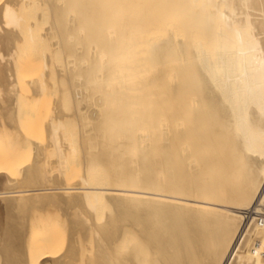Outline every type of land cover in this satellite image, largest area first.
Here are the masks:
<instances>
[{
	"label": "bare ground",
	"instance_id": "bare-ground-1",
	"mask_svg": "<svg viewBox=\"0 0 264 264\" xmlns=\"http://www.w3.org/2000/svg\"><path fill=\"white\" fill-rule=\"evenodd\" d=\"M42 1L45 2L43 10L46 13L50 11L51 19L49 20L51 26L49 25V29H46L45 32L43 27H47V24L41 26L43 31L35 26L38 22L35 25H33L34 22H31V25L30 22L25 24L27 18L24 19V15L28 19L30 17L26 13L27 11L25 13L23 11L36 5L35 0H4V2H0V44L8 47L7 50H11L14 42L19 40L18 36L22 35L19 32L24 31L23 25L25 28L27 27L25 31L27 33L28 30L29 34L25 38L22 37L23 35L21 36L28 41L24 40V43H29V39L32 43L34 40L36 42L43 32L45 34H42L41 41H45L48 39L47 36L55 34L57 41L53 45H67L66 49L75 52L76 57H79L81 61L88 60V64L87 61L85 64L83 61L78 64L74 59L73 64L77 63L78 71L76 65H71V68L74 67L73 69L77 73L67 79L70 85V97L72 96L76 104L81 101V106H77L75 111L79 125L82 127L86 124V120L88 122V119L93 117L95 126L103 127V131L104 127H128L129 130L131 127L134 131V127H150L154 129L155 134L152 137V132L149 133L146 138L152 137V139L148 138L149 142L135 148V151L139 152L140 150L143 154L141 158H137L138 160L135 158L136 160L118 162L124 152H127L129 146L133 145L132 143L127 146V141L126 147L118 150V153L112 158L117 162H110L111 151L102 157V161L107 165L116 163L115 165L124 168V172L119 173V179L124 177L132 185L134 179L136 181L137 178H142L138 183L141 186H138L144 188V191L134 190L133 187L128 189V184L124 186L127 189L102 187L99 185L100 181L92 179L97 184L90 186L91 183H89L86 173L81 178L84 186L79 181L75 185L69 186V183L64 185L63 181L61 183L59 180H53V177H48L50 173L47 169L48 175L46 174L45 181L51 184L47 183L48 185H46L45 182V185L44 183L42 185L40 180L38 181L39 177L36 172H39L38 167L41 169L40 166L43 163H40L39 166L38 160L42 159L43 154L41 153L45 152L47 146L46 148L43 146L45 150L40 149L36 142L34 145L35 148L37 147L36 150L44 152H35L42 155L35 161L38 167L36 168L35 163L31 162L32 168L26 165V168L29 169L24 171V179L21 178V180L24 181L25 186L28 183L30 185L38 184L41 187L26 189L24 186V189L17 190L22 185L20 184L17 185L18 188L15 187L16 190L14 187L10 189L11 186L7 188L6 186L10 185L11 180V185H14L13 182L16 180L13 181L10 178L9 165L0 163V200L5 202V205H2L0 201V262L2 261V264H66V259L63 256V259L59 257L60 254H56V250H53L56 237L52 235L55 239L53 240L49 233H46L47 227L43 228V223L44 226L48 224L45 225V222L40 224L44 220L50 222L48 218L51 219L52 216L42 215L44 219H41V216V218L34 216L33 212L37 211L35 208L37 202H40V206L37 204L38 210L41 209L40 207L50 206L51 208L52 205L56 206L57 204L61 205L59 210L62 205H67V209L70 206L71 210L72 206L75 209L76 206H80L81 210H76L78 213L82 212L84 208V210L89 208L88 210L93 212L94 218L99 210L97 204L101 202L100 197L103 196L105 200L109 201L108 204L113 206L114 214H116L115 220L109 221L111 224L99 231L103 235H101L102 238L99 237V233H95L96 238L99 239L97 242L99 244L100 241L103 242L99 246L103 252L98 251L99 257L104 254L105 260L103 257L98 258L103 260V263L264 264V256L261 254L264 251V228L258 226L253 213L256 208L261 207L264 210V0ZM42 1L38 0L39 3ZM45 7L49 11H45ZM36 10L38 9L36 8ZM40 12L42 11L40 10ZM75 14L79 15L77 21L72 22L71 25L68 22L62 24L63 20L66 22L74 19ZM39 19L41 20L42 17ZM37 25L39 26V23ZM37 29L42 33L40 36L36 35L35 39V34L38 33L35 31ZM84 29L87 31L82 35ZM55 35L52 36L55 37ZM80 35L84 40L82 39L78 45L77 41ZM53 37L51 40H54ZM23 42L15 44L20 45ZM21 49L19 48L20 51H22ZM14 51L16 50L14 49ZM14 51H12L13 54L11 53L13 56L7 57L6 55V58L11 60L12 57H15ZM6 52L9 53V51ZM19 55L22 57L21 53ZM73 56L75 58L74 54ZM28 58L27 56L26 60ZM69 58L70 56L67 57V59ZM21 59L25 60L23 57ZM17 60L19 61V59ZM48 62L49 60H46V63ZM53 62H55L54 59ZM53 62L50 59V64ZM10 63L14 64L11 61ZM41 63L43 66L42 60ZM46 63L44 62V64ZM48 64H46L47 67L50 66ZM61 64L63 65V63ZM28 66L31 67L32 64L31 66L28 64ZM69 66L63 65L66 67L63 70L70 73ZM58 67H55V73L62 75L64 71L60 68L57 71ZM27 70H21V74L17 71L18 75L26 77L25 75L31 74L27 73ZM48 72L50 73V71ZM7 75L0 71V88L8 96L7 100L4 99L8 104L6 108L8 112L4 118L9 116V123L11 124L12 121L11 126H13L9 127L15 132H12V137H9L10 139L16 137V140H9L11 144L14 143V146L15 141L21 139L20 132H23L19 127L24 129L26 125L25 131L28 130L30 124L34 126L33 117L31 116V118L30 114L27 115L24 111L26 104L22 105L21 103L22 97L24 98L22 95L25 93L21 89L28 94L29 92L33 93V97L36 96L37 99L44 100L46 97L44 93L51 87L50 85L46 86L47 81H44L46 76L44 80H39L37 77L33 78L36 79L33 81L31 78L33 88L28 92L25 84L30 83L31 80L22 81L21 83H24L22 87L20 78L17 79L18 76H15L16 81L14 78L9 79L10 75ZM26 79L24 78V80ZM63 79L66 82L65 78ZM55 80L58 82L59 79L55 78ZM29 86L31 87V85ZM2 92L1 94H3ZM59 92L63 96L66 93L62 90ZM67 95L69 93H66ZM61 98L63 97L61 96ZM65 99L67 98L65 97ZM51 101H53V97ZM3 102L2 106L5 104ZM26 102L27 100H25ZM26 108L29 109L28 106ZM31 108L36 109V106ZM42 108L40 111L43 116ZM49 109L52 112V109ZM55 112H52L54 116ZM59 114L58 120H54L56 125L52 124L53 126L50 127V124L49 132H47L50 135V142L52 141L53 147L56 146L58 151L62 147V145L59 146L62 137L58 140V135L61 134L60 129L65 127L64 118L67 117L64 112L62 115L60 112ZM23 116H27L24 118L29 119V121L26 120L28 125L25 124ZM41 119L42 117L39 116L40 123ZM67 119L70 117L68 116ZM71 119L70 121H73L72 116ZM2 121L3 123L0 120V126L3 124L4 127L6 122ZM22 123L25 125L22 126ZM35 124H37L36 121ZM45 124L48 123L45 122ZM87 124V126L90 125ZM34 129L31 131L35 132ZM140 130L141 128H138L136 131L140 132ZM148 130L146 131L148 132ZM2 132H0L2 134H0L2 137L0 142L9 138L7 133L4 140ZM28 132L30 133V130ZM28 132L23 133L28 136L33 134L36 136L35 133L29 134ZM137 134L138 132L135 133V135ZM143 136L140 137V142L141 139H144ZM128 137L130 136L128 135ZM21 141L23 140L21 139ZM50 142L48 141V145ZM85 142L87 145L86 140ZM1 144L3 145V142ZM32 144L34 143H30V147L28 146L30 153L33 150ZM65 145L67 146L66 142ZM64 146L63 149H65ZM2 147L4 148V145ZM15 147L16 145L13 149ZM132 147L130 152L132 150L134 154L135 146ZM7 148L9 149V145ZM17 148H21V146ZM35 148L34 151H36ZM15 151L22 153L17 149L13 150V152ZM64 153L60 156L59 169L67 167L68 160H71V156L68 158ZM31 154L33 155V153ZM51 154L48 156L49 159ZM54 154L53 156H55ZM67 155L69 154L67 153ZM46 156L44 155V157ZM138 156L140 155L138 154ZM16 157L21 159L20 154ZM47 161L45 160V162ZM9 162L13 164L14 161ZM95 163L94 165H100ZM49 170L51 171V168ZM89 171L91 172L92 169ZM43 174L44 172L41 175ZM31 192H38L35 194L37 197H31ZM33 203L35 207H31ZM28 206L35 210L30 211ZM56 207L58 208V206ZM22 208L25 210L28 208V211L25 212ZM70 209H68V214H71ZM62 210L60 212L64 215ZM39 211L38 214H41ZM51 212L52 210L47 213ZM88 212L86 211L87 214ZM52 213L54 214V212ZM86 213L83 214L87 219ZM55 214L57 216L59 213ZM75 215V220H78V215ZM92 215L88 214V220L92 218ZM81 216L78 218H83ZM32 217H36V220ZM69 217L71 218L70 215ZM74 217L71 220H74ZM86 219L82 220L86 222ZM83 221L82 223L78 221L80 223L78 229L76 223L75 227L72 223L74 228H71L69 219V228L72 229L69 231L70 234L74 230H77L78 234L83 233L84 231H80L83 228L82 224H85V227L88 226V221L87 224ZM50 223H53L54 227L56 224L58 226V222H54V219ZM31 225L33 229L30 227ZM51 227L52 224L48 230L51 231ZM54 227H52V231H54ZM89 227L91 230V225L87 227L88 230ZM98 228L95 226L94 230ZM48 230L47 232H49ZM55 232L58 233L57 230ZM92 233L94 234L91 230V236ZM70 234L68 235L70 236ZM44 235H49V237L44 239ZM55 235L58 236V234ZM70 240H73V236ZM57 241L59 240L57 239ZM248 242L250 244L247 247ZM70 243L72 245L71 241ZM73 244L75 245L74 240ZM75 247L78 248V244ZM75 247L67 249L69 257L73 256ZM120 247L122 251H120ZM118 253L121 254L120 258Z\"/></svg>",
	"mask_w": 264,
	"mask_h": 264
},
{
	"label": "rangeland",
	"instance_id": "rangeland-1",
	"mask_svg": "<svg viewBox=\"0 0 264 264\" xmlns=\"http://www.w3.org/2000/svg\"><path fill=\"white\" fill-rule=\"evenodd\" d=\"M6 1V0H5ZM42 1V0H41ZM40 0H39V2H41ZM1 3L2 2H4V0H2V1H0ZM35 2H37L36 3V5H32L31 7H29L30 8V10H29V8L28 9H26L25 11H23L24 13L26 12L27 14H29V19H28V17H26V15H24V13H22V15H24V19L25 18H27V19H25V20H27L26 21V23L25 24H29V22H30V25H31V22H34V24L33 25H35L36 24V22H38L39 23V26L36 24L35 26L36 27H38V28H40V30H42L43 31V29H44V32L46 31V29H49V27L51 26V22L49 21V20H51L50 19V11L48 10V9H46V7H47V5H46V7H45V11L46 10H48L49 12H44V1H42V3H39L38 2V0H35ZM0 3V4H1ZM40 6H39V5ZM36 8L38 9V10H36ZM48 8V7H47ZM36 10V11H35ZM40 10L42 11V12H40ZM31 11H33V12H31ZM35 11V12H34ZM31 12V13H30ZM43 12H44V14H43ZM37 13V14H36ZM49 13V14H48ZM32 14H34V15H32ZM42 14V15H41ZM35 16V17H31V16ZM39 15V16H38ZM41 15V16H40ZM42 17V19L40 20L39 18H41ZM48 17H49V19H48ZM38 18V19H37ZM32 19V20H31ZM79 19V15L78 14H75V16H74V19H70V21H66V22H64V20L62 21V24L64 23V24H67V22H68V24L69 25H71V24H73L74 23V21H77ZM29 20H31V21H29ZM44 22V23H43ZM47 22H50L49 24L47 23ZM73 22V23H72ZM41 23V24H40ZM24 24V23H23ZM47 24V27H43V26H45ZM63 24V25H64ZM50 25V26H49ZM34 26V27H35ZM41 26L43 27V29H41ZM22 27H24V28H22V29H24V31L22 30V32H19V31H16V32H19V34H22L21 36L22 37H26V35H28L29 36V34H28V30H27V33H26V29H27V27L25 28V25H23ZM19 30V29H18ZM36 32H38V29L37 30H35ZM87 31V29H84V30H82V35L85 33ZM43 32V33H44ZM40 33H42L41 31H39L37 34H35V39H36V35H38V36H40ZM42 33V34H43ZM18 34V35H19ZM42 34H41V36H42ZM45 34V33H44ZM52 35H55V34H52ZM52 35H50V37L49 36H47V38L49 39V41H47V40H45V41H41L40 40V38H42L41 36L39 37V39L37 40L36 39V42H34L33 41V43L32 42H30V39H29V43H31L30 45H29V43H24L26 40L25 39H23V38H21V36L19 35L18 36V38H19V40L18 41H16L17 43H20V42H23L24 40V42L23 43H21L20 45H22V46H20V45H16L17 43L16 42H14V44H13V48L10 50H7L8 49V47H6V46H4V45H2V44H0V61L2 60V62H0V71H3L4 73H6V75L7 74H9L10 75V77H8L9 79H13L14 78V80L16 79L15 78V76H18L17 77V79L19 80V78H20V83L23 81V82H27V81H29V80H31V78L33 79V78H37L38 77V79L39 80H44V78H45V76L47 77L46 78V80H44V81H47V85L46 86H48L49 87V85H50V87L51 88H49L47 91H46V93H44V95L46 96H44L45 97V99L43 100V99H37V97L35 96V97H33V93H30L29 92V90H32V88H33V81H36V79L34 80L33 79V81L31 80L30 81V83H26L25 84V86H26V90L29 92V94L25 91V90H23V89H21V91H23V92H25V93H23V95L22 96H24V98L22 97V100H21V103H22V105L23 104H26V105H24L25 106V108H24V111H26V114L28 115V114H30V117L32 116L33 117V122H34V126L33 125H29L28 126V130H30V133L28 132V130H25L24 131V129L26 128L27 129V127H26V125L25 124H27L28 125V123H27V121L26 120H28L29 121V119L27 118V119H25L27 116H23V119H24V121H26V123L25 124H23L22 123V126L23 125H25V127H24V129H23V127L21 128V127H19L23 132H28L29 134H33V133H35V135L36 136H28V134H24L23 132H20L21 133V135H19V136H21L20 138L23 140V141H25L26 142V140H28V141H30V142H26V143H24L23 141H21V139H19V141L17 140V141H15V145H16V147H15V149H17V150H19L20 152H22V153H24V154H22V153H19V152H13V150H15V149H13V147L15 146H13V144L14 143H10V140L11 139H13V138H11L10 139V137L9 136H11L12 134V132H15L11 127L13 126H11V124H12V121H11V124L9 123V116H5L6 118H4V115H7L6 113L8 112V110H6V108H7V106H8V104L5 102V98H6V100L8 99L7 97V94L5 95V93L4 92H2L1 91V89L2 88H0V91L3 93V94H1V92H0V103H1V105H0V108H1V112H0V120H1V122L3 123V121L2 120H4L6 123L8 122V125L6 126V123L4 124V127H3V124H2V126H0V132L1 131H3L2 133H3V138H4V140H5V137L7 136V137H9L8 138V140L6 139V141H2L3 142V145H4V148L2 147L3 145L1 144L0 145V163L2 164H6V165H9V167H10V174L12 175H10V178L11 179H13V181H15V182H13V184L14 185H11L12 183V180H11V182H10V185H8V186H6L7 188L8 187H10V189H13V187L15 188V187H17V185L19 186L20 184H22V185H20V188H15L14 190H20V189H24V186H25V183H24V181L23 180H21V178H23L24 179V173L29 169H27L26 167L27 166H30V168H32V166L30 165L31 163H35V167L37 168L38 166V164H37V162H35V161H37L42 155L41 154H43V157H41L42 159H43V161H42V159L40 160H38V163H39V166H40V163H43L40 167H41V169H39V167H38V171L39 172H36L37 174V176L39 177V179H38V181L43 185V183H44V185H45V179H46V177H47V175H48V173H50V175H52V176H50V175H48V177H53V180H59V182H61L62 183V181H63V183H64V185H68V184H66V183H69L70 185L69 186H71L72 184H77L78 183V181H79V183L81 182V184L83 185V183H82V177H83V175H86L87 174V179H88V181H89V183H91L90 184V186H95L97 183H96V181L94 182V181H92V180H97V182L98 181H100V183H99V185L100 186H102V187H110V188H126V187H124L125 185L127 186V184H128V186H127V188L128 189H132V187H133V189L134 190H142V191H144V188H142V187H140L139 188V186H141V185H139L138 183H139V179H140V177L139 178H137L136 179V181H135V179H134V181H132V185H131V183H128L127 182V180L123 177V178H121V179H119V173H122V172H124V168L123 167H121V166H117V165H115L116 163H113V164H106L105 162H103L102 161V157L105 155V154H107V153H110L109 151H111V154H110V156H111V159H110V162H117L116 160H114V159H112L117 153H118V150H121V149H123V148H125L126 147V141H127V146H129V145H132V143H133V145L132 146H135L134 147V154H133V147L132 146H129V152H128V149H127V152H124V154L122 155V157L118 160V162L119 163H122V162H124V161H126V160H136L137 158L139 159V158H141V156H143V154H141L142 153V151L140 152V150H139V152H138V150H136L135 151V148L137 149V146L138 147H141V144H142V146H143V144L144 143H147V142H149L148 141V138H150V140L152 139V137H153V134H155V131H154V129H152V128H150V127H134L133 129H135V131L136 130H138V128H141V130H140V132L139 131H134V130H132V128L130 127V130H129V128L128 127H104L105 129H104V131L102 130V128L103 127H96L95 126V124L93 123V117H91L90 119H88V122H87V120L85 121V125H82V127L79 125L80 123H79V119H78V117L77 116H75V111H76V109L79 107V106H81V101L78 103L77 102V104L73 101V98H72V96L70 97V85L68 84V78H70V76H73L74 74L76 75V70L75 69H73L74 67H72L71 68V65L72 66H75L76 65V69H77V71H78V67L79 66H77V63L79 62L80 64L82 63V61H81V59L79 58V57H76V54H75V52L73 53L72 51H69V49H66V48H68L67 47V45H60V46H58V44H56V45H53V44H55V42L57 41V37H56V35H55V37H53ZM82 35H80L79 37H78V41H77V44L79 43H81L82 42V39H83V37H82ZM44 36V35H43ZM54 38V40H51L52 39V37ZM21 39H23V40H21ZM27 39V38H26ZM84 40V39H83ZM39 41V42H38ZM53 41V42H52ZM26 42H28V41H26ZM52 42V43H51ZM16 43V44H15ZM42 44V45H41ZM78 44V45H79ZM36 45V46H35ZM41 45V47H39ZM53 47H52V46ZM2 46V47H1ZM18 46V47H17ZM21 47H22V49H21ZM49 47V48H48ZM56 47V48H55ZM2 48V49H1ZM4 48V49H3ZM19 48L22 50V51H20L19 50ZM32 48V49H31ZM58 48H60V49H58ZM14 49L16 50V51H20L19 53L18 52H16V51H14ZM32 51H31V50ZM63 49H64V51H63ZM26 50H28L27 52H25ZM50 50H51V52H50ZM6 51H9V53L8 52H6ZM12 51H14L15 52V54H14V56L15 57H12L11 58V60H10V58H6V55H7V57H11V56H13L12 54ZM41 51V52H40ZM47 51V52H46ZM62 51V52H61ZM67 51V52H66ZM23 52H25V54H23ZM66 52V53H65ZM12 53V54H11ZM21 53V56L25 59V60H22L21 58L22 57H19L20 54ZM50 53V54H49ZM70 53V54H69ZM72 53V54H71ZM9 54H11V55H9ZM29 54H31L30 56H32L31 57V59H30V56H29ZM67 54V55H66ZM73 54L75 55V58H74V56H73ZM2 55H4V56H2ZM17 55V56H16ZM44 55V56H43ZM51 55V56H50ZM53 55H54V57H53ZM66 55V56H65ZM27 56L29 57L28 58V60H26L27 59ZM46 56V57H45ZM70 56V60L69 59H67V57H69ZM4 57V59H2ZM13 58H15L14 60H13ZM42 58V59H41ZM17 59H19V61L17 60ZM50 59H51V62H53V59L55 60V62H53V63H51L50 64ZM74 59L77 61V63L75 62V65L73 64L74 63ZM40 60V61H39ZM41 60H42V62H43V66L41 65L42 63H41ZM44 60V61H43ZM46 60H49V64H50V66H46V64H48V63H46ZM10 61L12 62V63H14V64H11L10 63ZM58 61V62H57ZM64 61V62H63ZM67 63H66V62ZM72 61V62H71ZM87 61V64H88V60H86ZM86 61H83V64H85L86 63ZM7 64H5V63ZM44 62L46 63V64H44ZM63 63V65L64 66H69V64H70V66H69V69H70V73H68V72H66V71H64L63 69H66V67H63V65L61 64V63ZM9 63V64H8ZM27 63V64H26ZM65 63V64H64ZM69 63V64H68ZM78 63V64H79ZM11 64V65H10ZM20 64H23L24 66H22V65H20ZM28 64L31 66V64H32V68L31 67H29L28 66ZM48 64V65H49ZM86 64V65H87ZM17 65V66H16ZM10 66V67H9ZM16 66V67H15ZM46 66V67H45ZM52 66V67H51ZM59 66V67H58ZM15 67V68H14ZM28 68V70H27V68ZM49 67H51L50 69H49ZM55 67H58L57 68V71H59V68L61 69V70H63L64 71V73L66 74H64V73H62V75H57L56 73H55ZM8 68H10L9 69V71H7L8 70ZM17 68H19V69H17ZM17 69V70H16ZM23 69L26 71L27 70V73L28 72H30L31 74H27V75H25L26 77H24V75H18V72L17 71H19L20 73L19 74H21V70L23 71ZM46 69V70H45ZM75 70V71H74ZM25 71H24V73H25ZM48 71H50V73L48 72ZM56 71V72H57ZM10 72V73H9ZM15 72H16V75H15ZM44 72H45V74H44ZM48 72V73H47ZM55 73V74H54ZM73 73V74H72ZM43 74V75H42ZM49 74H50V76H49ZM9 75H7V76H9ZM48 75V76H47ZM57 75V76H56ZM66 76V77H64V76ZM41 76H42V79H41ZM53 76V77H52ZM49 77V78H48ZM58 77V78H57ZM65 78V80H66V82L64 81V79L63 78ZM24 78L26 79V80H24ZM55 78L58 80H60L61 78V80L59 81L58 80V82L55 80ZM79 78V77H78ZM17 79H16V81H17ZM37 79V80H38ZM65 82H63V81ZM49 81H51L52 83H50ZM64 84H63V83ZM62 83V84H61ZM24 85V83H21L20 84V86L21 85ZM55 84V85H54ZM59 84V85H58ZM23 85H22V87H23ZM27 85H28V88H27ZM29 85H31V87L29 86ZM52 86H53V88H52ZM55 86V87H54ZM47 87V88H48ZM69 87V88H68ZM66 88V89H65ZM25 89V88H24ZM54 89V90H53ZM67 89H69V91H67ZM62 90V92L64 91V93L66 92L67 94L69 93V95H67L66 96V93H65V95L63 96V94L61 93V92H59V91H61ZM20 91V90H19ZM20 91V92H21ZM58 93H57V92ZM32 92V91H31ZM56 93V94H55ZM58 94V95H57ZM50 95V96H49ZM55 95H56V97H55ZM2 96H3V99H2ZM61 96L63 97V98H61ZM43 97V98H44ZM53 97V101H51V98ZM59 97V98H58ZM65 97L67 98V99H65ZM71 99V101H70V99ZM23 99H25V100H27V102L28 101H30L29 103H25V100H24V102H23ZM48 101H47V100ZM49 99H50V102H49ZM60 99V101L58 102V100ZM65 100L64 102H63V100ZM40 100V101H39ZM42 100H43V103H42ZM55 100V101H54ZM62 100V101H61ZM3 103H5V104H7V105H5L4 104V106H2V102ZM38 101H39V103H38ZM45 101H47V102H45ZM56 101H57V104H56ZM40 103H41V105H40ZM49 103V104H48ZM64 103V104H63ZM33 104V105H32ZM35 104V105H34ZM51 104V105H50ZM54 104V105H53ZM63 104V105H62ZM56 105V106H55ZM61 105H62V107H63V110H62V107H61ZM26 106H28V108L29 109H27L26 108ZM32 106H36V109H33V108H31ZM42 106H43V108H45L44 109V111H43V108H42ZM53 106H54V108H53ZM78 106V107H77ZM42 108V114H43V116L41 115V109L40 108ZM47 108V109H46ZM49 108H51L52 109V112L53 111H56L54 114H55V116L53 115V113L52 112H50L51 110L49 109ZM9 109V108H8ZM56 109V110H55ZM61 109V110H60ZM4 110H6L5 112H4ZM57 110H59L58 112H57ZM37 112H38V114H37ZM59 112L61 113V115H62V113L64 112L65 113V115L68 117H70V119H71V116H72V118H73V121H70V119H67V117L66 118H64L65 116L63 115V118H64V124H65V127H62L60 130V132H61V134H60V132H59V134L60 135H58L59 136V139L58 140H60V138H61V143L59 144V146H61L62 145V147L65 145V142H66V144H67V146L65 145L64 146V148L65 149H63L62 147H60L61 149H60V151H58L57 150V148H56V146H55V144H54V146L55 147H53V143H52V141L50 142V135H48V133L47 132H49V130L48 129H50V127H52L55 123H54V120H58V118L60 117V114H59ZM73 114H72V113ZM22 113H23V111H22ZM59 114V116H58V114ZM50 114H51V116H53V117H51L50 116ZM21 116H22V114H21ZM39 116L40 117H42V119H41V123H40V120H38L39 119ZM25 117V118H24ZM31 117V118H32ZM62 117V116H61ZM36 118H38V119H36ZM51 118V119H50ZM62 118V119H63ZM50 119V120H49ZM36 121V123L37 124H35V121ZM44 120V121H43ZM72 120V119H71ZM31 121V120H30ZM50 121V122H49ZM53 123H52V122ZM63 121V120H62ZM78 121V122H77ZM45 122L46 123H48V124H45ZM56 122V121H55ZM38 123H39V125H38ZM44 123V124H43ZM57 123V122H56ZM87 123H89L90 125L89 126H87L88 124ZM51 124V125H50ZM53 124V125H52ZM69 125V127H68V125ZM1 125V124H0ZM37 125V126H36ZM49 125H50V127H49ZM56 125V124H55ZM76 125H77V127H76ZM92 125V126H91ZM6 126V127H5ZM9 126H11V127H9ZM31 126H33V127H31ZM39 126V127H38ZM94 126V127H93ZM15 127V126H14ZM17 127V126H16ZM29 127H31L32 129H34V131L35 132H33V131H31L32 129L31 128H29ZM181 127H185V126H181ZM4 128V129H3ZM6 128H7V130H6ZM3 129V130H2ZM45 129V130H44ZM67 129V130H66ZM92 129V130H91ZM148 129H151V130H148ZM5 130H6V134H5ZM13 130V131H12ZM20 130V131H21ZM93 130H94V133H93ZM132 130V131H131ZM146 130H148V132L146 131ZM153 130V131H152ZM81 131H82V133H81ZM85 131H86V133H85ZM76 132V133H75ZM96 132V133H95ZM138 132V136L137 135H135V133H137ZM151 132H152V137H148V138H146V136L147 135H149V133L151 134ZM140 133H141V136H143L144 137V139H141V142H140ZM1 134V133H0ZM72 134V135H71ZM114 135L113 137L112 136H110V135ZM132 134H134L135 136H137V137H135V136H131ZM146 134V135H145ZM2 135V134H1ZM0 135V136H1ZM6 135V136H5ZM18 135H17V137H18ZM85 135V136H84ZM98 135V136H97ZM100 135V136H99ZM130 136V137H128L127 138V136ZM83 136V137H82ZM87 136V137H86ZM118 136H120V137H118ZM126 136V137H125ZM12 137V136H11ZM29 137V138H28ZM122 137V138H121ZM123 137H124V139H125V141H123L124 139H123ZM132 137V138H131ZM138 137H139V139H138ZM33 138V139H32ZM80 138V139H79ZM136 138H137V140H136ZM142 138V137H141ZM1 139H2V137H0V141H1ZM10 139V140H9ZM30 139V140H29ZM37 139V140H36ZM49 139V140H48ZM84 139V140H83ZM99 139V140H98ZM113 139V140H112ZM119 139H120V142H119ZM127 139V140H126ZM132 139H135V140H133L132 141ZM13 140H16V137H14V139ZM50 142L49 143V145H48V141ZM85 140L87 141V145H86V142H85ZM90 140H92V141H90ZM8 141V142H7ZM12 141V140H11ZM73 141H74V143H73ZM81 141V142H80ZM121 141L123 142L122 144H121ZM145 141V142H144ZM2 142H0V143H2ZM7 142V143H6ZM35 142L37 143V145H38V148H39V146H40V149L41 148H43V146H44V148H46V146H47V148H46V150L43 148V150H45V152L44 151H42V150H40V151H37L36 150V148L34 147V145H36L35 144ZM41 143V145H40V143ZM69 142V143H68ZM90 142V143H89ZM129 142V143H128ZM150 142H152V141H150ZM22 143V144H21ZM30 143H34V144H32V147L31 148H33V150H32V152L31 153H33V155L30 153V150L28 149V146L30 147ZM44 143V144H43ZM72 143V144H71ZM51 144V145H50ZM84 144V145H83ZM96 144V145H95ZM124 144V145H123ZM8 145H9V149L7 148L8 147ZM21 146V148H17V147H20ZM52 148H51V147ZM85 146V147H84ZM49 147V148H48ZM88 147V148H87ZM123 147V148H122ZM132 147V148H131ZM34 148H35V150L36 151H34ZM53 148H54V151H52L53 150ZM67 148V149H66ZM113 148V149H112ZM130 148L132 149L131 150V152H130ZM13 149V150H12ZM56 149V150H55ZM76 149V150H75ZM24 150V151H23ZM27 150H29V152H27ZM51 150V151H50ZM88 150V151H87ZM95 150V151H94ZM96 150H97V152H96ZM126 150V149H125ZM41 151L42 152H44V153H41ZM75 151V152H74ZM35 152H37V153H41V154H37V153H35ZM47 152V153H46ZM59 152V153H58ZM64 153V155H66V156H68V158H70V156H71V160H68V162L69 163H67V167H65L64 166V168H60L59 169V167H60V164H59V160H60V156H61V154L63 155V153ZM73 152V153H72ZM103 152V153H102ZM137 152H138V154L140 155V156H138V154H137ZM16 153V154H15ZM50 153H52L51 154V157L53 156V154L55 155V156H53L52 158L50 157V159L48 158V156H49V154ZM67 153L69 154V155H67ZM9 154H11V155H9ZM18 154H20V156H21V159H22V161H24V162H26V163H24L23 164V162L21 161V159L18 157H16V156H18ZM48 154V155H47ZM99 154V155H98ZM101 154V155H100ZM15 155V156H14ZM40 155V156H39ZM44 155L47 157V159H45L46 157H44ZM57 155V156H56ZM59 155V156H58ZM86 155V156H85ZM134 157H133V156ZM7 156V157H6ZM90 156V157H89ZM93 156V157H92ZM130 156V157H129ZM133 158H132V157ZM136 156V157H135ZM138 156V157H137ZM58 157V158H57ZM36 158V159H35ZM136 158V159H135ZM15 159V160H14ZM52 159V160H51ZM55 159H56V161L58 162H56L55 161ZM137 159V160H138ZM18 160L20 161L19 163H18ZM45 160L47 161H50L51 162V164H50V162L48 163V161L47 162H45ZM67 160V159H66ZM83 162H82V161ZM91 160V162L89 163V161ZM9 162V161H14L13 162V164H10V162L9 163H7V162ZM40 161V162H39ZM82 163H81V162ZM97 161V163H99L100 165H94V163ZM16 162V163H15ZM31 162V163H30ZM89 163V164H88ZM97 163H95V164H97ZM18 164H20V165H18ZM55 164H56V166H55ZM58 164V165H57ZM11 165V166H10ZM27 165V166H26ZM47 166V168H46V166ZM74 165V166H73ZM79 165H80V167H79ZM87 165V166H86ZM88 165H90V166H88ZM23 166H25V168H23ZM34 166V165H33ZM44 166V168H42ZM92 166V167H91ZM94 166V167H93ZM57 167V168H56ZM74 167V168H73ZM81 167H82V169H81ZM88 167V168H87ZM103 167V168H102ZM36 168H35V170H36ZM51 168V171L53 172V174H52V172L49 170ZM55 168H56V170H55ZM72 168V169H71ZM23 169H25V170H23ZM46 169H47V171H48V173H46ZM63 169H64V171H63ZM70 169V170H69ZM89 169H92V173L89 171ZM22 172H21V171ZM41 170H43V171H41ZM60 170V171H59ZM69 170V171H68ZM25 171V172H24ZM82 171V172H81ZM104 171V172H103ZM40 172H44V176H45V178L43 177V175H41L40 174ZM68 173V175H67V173ZM104 174H103V173ZM107 172V173H106ZM63 173V174H62ZM86 173V174H85ZM90 173V174H89ZM98 173V174H97ZM47 174V175H46ZM97 174V175H96ZM61 175V176H60ZM66 175H67V178H66ZM93 175V177H91ZM60 176V177H59ZM63 176V178L61 179V177ZM90 176V177H89ZM110 176V178H108ZM14 177V178H13ZM56 177V178H55ZM60 178V179H59ZM95 178V179H94ZM101 178V179H100ZM17 179H18V181H17ZM65 179V180H64ZM90 179V180H89ZM92 179V180H91ZM105 179H106V181H105ZM110 179V180H109ZM142 179V178H141ZM141 179H140V181H141ZM52 179H51V181H53ZM61 180V181H60ZM119 180H120V183H119ZM111 183H110V182ZM38 182V183H39ZM135 182V183H134ZM16 183V184H15ZM39 183V184H40ZM49 184V182H46V185H48ZM27 185L25 186L26 187V189H36V188H38L37 186H39V187H41L40 185H38V184H35V185H30V184H28V183H26ZM51 184V183H50ZM49 184V185H50ZM95 184V185H94ZM108 184V185H107ZM98 185V186H99ZM139 185V186H138ZM36 186V187H35ZM84 186V185H83ZM33 187V188H32ZM35 187V188H34ZM126 188V189H127ZM25 189V190H26ZM31 194V197H37V195H35V194H38V192H31L30 193ZM30 197V196H29ZM35 199H39V198H35ZM1 201V204L2 205H5V202H2V200H0ZM4 201V200H3ZM100 201L101 202H99L98 204H97V208L99 209L98 210V212L96 213L97 214V217H96V214H95V217L93 218V215H92V213H91V211H89L88 209H86V210H82V212L83 213H86V211L88 212V214L90 213L91 215H92V218L90 219V220H88V214L86 213V216H87V219L85 218V214H83L82 212H77L78 211V209L80 208V206H76V209L72 206L71 208H72V210L70 209V206H68L69 208L68 209H70V212H71V214H68V209H67V205H62V208H61V210L64 212V215H62V212H60L61 210H59V206H61V205H56V206H58V208L55 206V205H52L51 206V208H50V206H47L46 208H43V207H40L42 210H44V211H42L41 209H39L38 210V207L40 206V202L38 203L37 202V204H39V206L37 207V204H36V207H35V204L33 203L32 204V206L31 207H35L36 208V210L37 211H34L35 209L34 208H31L30 206H28V208L30 209V211H34L33 213H35L34 214V216H36L37 218H39L40 216L42 217H40L41 219H44V217L43 216H45V214H46V217H48V214H49V216H52V220L50 219V218H48L49 220H50V222H52L53 221V219H54V222H58V226H57V224L55 225V227H54V225H53V223H50V222H47V221H42L40 224H42L43 222H45V225H46V223L49 225H51L52 224V227H54V231H52V227H51V231H50V229L48 230V228H50V225H49V227H48V225L47 226H44V223H43V228L44 227H47V230L49 231V232H47V230H46V233L48 234L49 233V235H50V237L53 239V237H56L55 239H56V244L54 243V241L53 240H55V239H53L52 241H53V250H56V254H60L59 255V257H61L62 259H63V257H64V259H66L65 260V263L66 264H106V262H102L103 260H105V258H104V254H102L101 255V257H99V255H98V251L100 250V249H102V248H99V246H100V244L102 243L103 244V242H101L100 241V244L97 242V239L98 238H96V234L97 233H99L100 234V232L99 231H101V230H103V229H105V227H107L108 225H110L111 223H109V221L110 222H112V221H114L115 220V218H116V214H114V208H112L111 206H110V204H108L109 203V201H107V200H105V197H103V196H101L100 197ZM20 203V202H19ZM18 203V204H19ZM36 203V202H35ZM21 204V203H20ZM19 204V205H20ZM42 204V203H41ZM55 206V207H54ZM65 206V207H64ZM102 206V208H99V207H101ZM108 206V207H107ZM26 207V206H25ZM78 207V208H77ZM82 207V206H81ZM84 207V206H83ZM28 208H27V210H25V208H22L25 212L26 211H28ZM49 208V209H48ZM56 208V209H55ZM66 208V209H65ZM74 208V209H73ZM111 208V209H110ZM32 209V210H31ZM65 209V210H64ZM22 210V211H23ZM46 210H47V212H50L51 210H52V212H54V214L51 212V213H47L46 212ZM56 210V211H55ZM66 210H67V212H66ZM77 210V211H76ZM79 210H81V209H79ZM22 211H20V213L22 214ZM38 211L41 213V214H38ZM72 211H74L75 213H73ZM99 211H100V213H99ZM37 212V213H36ZM59 213V214H57V216H56V214L55 213ZM19 213V212H18ZM31 213V212H30ZM33 213H31V214H33ZM81 213V214H80ZM24 214V213H23ZM51 214V215H50ZM75 214H77L78 215V217L79 216H81L82 214V216H83V218H78L77 217V219L78 220H75V217H74V215ZM38 215V216H37ZM43 215V216H42ZM54 215H55V217H54ZM59 215V216H58ZM62 215V216H61ZM69 215L71 216V218L69 217ZM33 216V215H32ZM67 216V217H66ZM76 216V215H75ZM81 216V217H82ZM36 217H34L35 218V220H36ZM73 217H74V220H71V219H73ZM89 217H91V216H89ZM31 218V217H30ZM33 218V217H32ZM33 218V219H34ZM60 218V219H59ZM70 219V221H71V228H74L75 227V223L77 224V228L79 229L80 228V226H79V224L80 223H82V221L83 220H87L88 221V226H90L91 225V230L94 232V234L92 233V236H91V234H90V232H91V230H90V227H89V230L87 229V227H85L86 225L84 224H82V227L83 228H81V230L80 231H84L83 233H80V234H78V231L77 230H74L72 233H74V235H72V233L70 234V232L69 231H72V229H70L69 228V226H70V222H68V220ZM83 219V220H82ZM82 220V221H81ZM94 220V221H93ZM32 221V220H31ZM64 221H65V223H64ZM78 221H80V223L78 222ZM87 221L86 222H84V223H86L87 224ZM89 221H90V223H89ZM33 222V221H32ZM95 222V223H94ZM34 223V222H33ZM33 223H30V224H33ZM60 223H61V225H60ZM66 223H67V226H66ZM72 223H73V225H74V227L72 226ZM93 223V224H92ZM109 223V224H108ZM90 224V225H89ZM95 224V225H94ZM35 225V224H34ZM62 225H64L65 227H63ZM106 225V226H105ZM41 226V225H40ZM79 226V227H78ZM95 226H96V228H98L97 230H94V228H95ZM103 228H102V227ZM30 227H32V229H33V226L31 225ZM57 227V228H56ZM85 227V228H84ZM37 228H40L39 226H37ZM42 228V227H41ZM58 231V233L57 232H55L56 230ZM67 229H69V230H67ZM64 230H66L65 231V234H63V231ZM88 231V232H87ZM97 231V232H96ZM51 232V233H50ZM62 232V233H61ZM70 234V236L68 235V234ZM96 233V234H95ZM103 233V232H102ZM55 234H58V236L57 235H55ZM75 234H76V236H75ZM88 234V235H87ZM49 235H47L48 237H49ZM52 235H53V237H52ZM64 236V238H63V236ZM66 235V236H65ZM79 235H80V237H79ZM101 235L102 234H100V236L99 237H101ZM46 235H44L43 237H45L44 239H47L46 237H47ZM72 236H73V240H74V243H75V245L73 244V240H70L71 238H72ZM74 236H75V238H74ZM88 236V237H87ZM90 236V237H89ZM103 236V235H102ZM60 237V238H59ZM78 237H79V239H78ZM42 238V237H41ZM102 238V237H101ZM100 238V239H101ZM33 239V238H32ZM31 239V240H32ZM57 239L59 240V241H57ZM67 240H68V243H67ZM79 240V241H78ZM102 240H104V239H102ZM70 241L72 242V245H71V243H70ZM77 241V242H76ZM98 241H99V239H98ZM104 243H105V241H104ZM78 244V248H76L75 246ZM249 244H250V242H248V245H247V247L249 246ZM54 245H55V247H54ZM71 245V247H75L76 248V250L78 249V251H76V250H74L75 248H73V256H70L69 257V250H70V248L71 247H69ZM79 245H80V248L82 249H80L79 248ZM69 247V248H68ZM67 249H69V250H67ZM59 250V251H58ZM63 251V252H62ZM74 251H75V253H74ZM101 252H103L102 250H100ZM120 251H122L121 250V247H120ZM119 250H118V252H120ZM60 252V253H59ZM82 254H81V253ZM261 252V251H260ZM65 253H66V258H65ZM68 253V254H67ZM100 253V252H99ZM62 254V255H61ZM101 254V253H100ZM57 255V256H58ZM67 255H68V257H69V261H68V258H67ZM77 256L76 258L74 257V256ZM98 255V256H97ZM63 256V257H62ZM120 256H121V254L120 253H118V257L120 258ZM103 257V260L101 261V260H99L98 258H102ZM73 258V259H72ZM2 259V258H1ZM95 259V260H94ZM160 259V261H161V258H159ZM157 260V259H156ZM71 261V262H70ZM159 261V260H158ZM68 262V263H67ZM70 262V263H69ZM93 262V263H92ZM1 264H2V261L0 262ZM159 263V262H158Z\"/></svg>",
	"mask_w": 264,
	"mask_h": 264
},
{
	"label": "built area",
	"instance_id": "built-area-1",
	"mask_svg": "<svg viewBox=\"0 0 264 264\" xmlns=\"http://www.w3.org/2000/svg\"><path fill=\"white\" fill-rule=\"evenodd\" d=\"M254 216H256V223L259 227L264 228V210L263 208L254 209ZM256 253V252H255ZM264 256V251L261 253Z\"/></svg>",
	"mask_w": 264,
	"mask_h": 264
}]
</instances>
